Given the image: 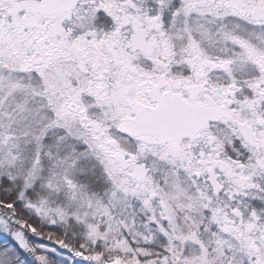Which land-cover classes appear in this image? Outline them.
I'll return each instance as SVG.
<instances>
[{
    "label": "snow or ice",
    "instance_id": "obj_1",
    "mask_svg": "<svg viewBox=\"0 0 264 264\" xmlns=\"http://www.w3.org/2000/svg\"><path fill=\"white\" fill-rule=\"evenodd\" d=\"M0 264H264V0H0Z\"/></svg>",
    "mask_w": 264,
    "mask_h": 264
}]
</instances>
